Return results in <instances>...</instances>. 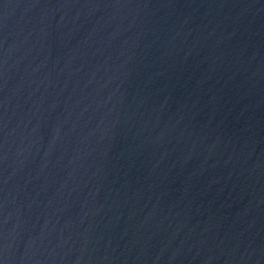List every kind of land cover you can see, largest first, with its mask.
I'll use <instances>...</instances> for the list:
<instances>
[{
  "label": "water",
  "instance_id": "1",
  "mask_svg": "<svg viewBox=\"0 0 264 264\" xmlns=\"http://www.w3.org/2000/svg\"><path fill=\"white\" fill-rule=\"evenodd\" d=\"M0 264H264V0H0Z\"/></svg>",
  "mask_w": 264,
  "mask_h": 264
}]
</instances>
